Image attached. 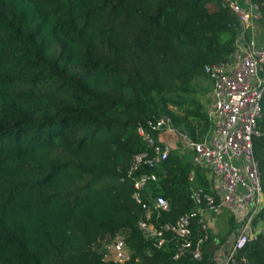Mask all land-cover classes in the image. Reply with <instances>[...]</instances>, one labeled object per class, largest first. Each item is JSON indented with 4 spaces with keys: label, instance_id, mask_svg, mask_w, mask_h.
I'll return each instance as SVG.
<instances>
[{
    "label": "trees",
    "instance_id": "obj_1",
    "mask_svg": "<svg viewBox=\"0 0 264 264\" xmlns=\"http://www.w3.org/2000/svg\"><path fill=\"white\" fill-rule=\"evenodd\" d=\"M235 34L216 0H0V264H116L100 242L117 233L132 251L124 264H217L241 223L230 218L218 242L207 232L201 261L174 260L172 235L157 249L139 231L126 173L146 150L136 129L148 120L166 117L193 142L211 132L205 66L231 57ZM260 108L253 151L264 197V94ZM192 157L172 148L144 170L156 176L145 201L170 206L157 226L197 209L192 188L211 192ZM263 220L264 206L228 264H264V230H253Z\"/></svg>",
    "mask_w": 264,
    "mask_h": 264
},
{
    "label": "built area",
    "instance_id": "obj_2",
    "mask_svg": "<svg viewBox=\"0 0 264 264\" xmlns=\"http://www.w3.org/2000/svg\"><path fill=\"white\" fill-rule=\"evenodd\" d=\"M216 1L235 17L236 34L231 57L205 66L210 82L206 111L211 132L201 142H193L185 134L177 133L166 117L148 120L136 129L146 150L132 156L126 176L133 180L131 199L142 210L137 221L139 231L157 249L166 243L167 234L172 235L177 242L174 260L189 255L194 261H201L202 245L208 235L203 213L231 210L241 226L223 263L228 264L233 262L235 253L254 238L251 223L261 209L258 205L262 195L260 171L253 141L261 136L258 120L264 94V1ZM167 135L178 139L180 151L193 153V165L207 171L212 187L211 192L192 188L191 198L197 209L181 215L174 223L157 226L154 215L157 219L161 212H168L170 206L161 196L145 201V189L156 176L144 170L153 169L167 159L172 150L165 138ZM194 179L191 172L189 181L192 183ZM212 192L218 197L217 201ZM243 211L245 217L240 218ZM196 218L203 235L193 240L191 228ZM100 244L103 260L116 264L131 260L132 251L120 234L108 235Z\"/></svg>",
    "mask_w": 264,
    "mask_h": 264
},
{
    "label": "rangeland",
    "instance_id": "obj_3",
    "mask_svg": "<svg viewBox=\"0 0 264 264\" xmlns=\"http://www.w3.org/2000/svg\"><path fill=\"white\" fill-rule=\"evenodd\" d=\"M209 7H210V9L212 8L211 5H209ZM202 99H203V101H204V103L206 105V110H207V107L209 105V92H207L202 97ZM165 138L170 142L172 148H179V150H180L181 144L178 142V139L176 137H174L173 135H167ZM183 151H186V150H182V152ZM221 213L224 214V219H225V221L222 222L221 224L217 223V225H213V221L214 220H209L208 221V232L209 231H211V232L214 231L213 234L217 235L216 236L217 238H221L220 237V233L221 232L227 231L229 219L234 217V213L231 210H228V209L221 210L220 209L218 212L213 213V214H215V216H213L211 219H214L218 214H221ZM241 217H245V211L242 212L240 218ZM234 220H235V218H234ZM237 223H239V222H237ZM257 225L258 226L260 225V227H264V220L262 222H259ZM218 230H220V232ZM263 230H264V228H263ZM215 232H217V233L215 234ZM236 232H237V229H235L234 233H232V235L230 237H228L227 241L224 242L223 244H221V242H220L221 246L219 247V249L215 253V261H216L217 264H223L225 262V260L227 259L228 252H229V249H230V247H231V245H232V243H233V241L235 239Z\"/></svg>",
    "mask_w": 264,
    "mask_h": 264
},
{
    "label": "crops",
    "instance_id": "obj_4",
    "mask_svg": "<svg viewBox=\"0 0 264 264\" xmlns=\"http://www.w3.org/2000/svg\"><path fill=\"white\" fill-rule=\"evenodd\" d=\"M259 207L260 208H262L263 206H264V197H263V195H261L260 197H259ZM213 216H215V214H213L211 211H205L204 213H203V216H202V218H203V220H205L206 222V224H207V226H208V221L209 220H214L213 221V225H217V223H222V222H224L225 221V219H224V214H218L214 219H211ZM234 218H235V221L236 222H238V218L237 217H235L234 216ZM227 224V223H226ZM263 228L264 227H260V225L258 226V225H256L254 228H253V230H255V232L257 233V232H260V231H263ZM214 230V229H213ZM219 232H220V230H218ZM213 233H214V231H213ZM217 232H215V234H216ZM219 240H218V238L216 239V242H218Z\"/></svg>",
    "mask_w": 264,
    "mask_h": 264
}]
</instances>
